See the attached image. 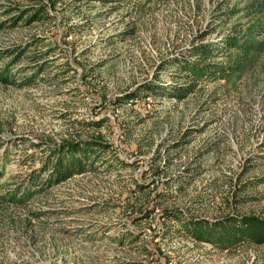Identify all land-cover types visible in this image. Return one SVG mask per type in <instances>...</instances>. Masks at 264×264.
Returning <instances> with one entry per match:
<instances>
[{
	"label": "rangeland",
	"instance_id": "1",
	"mask_svg": "<svg viewBox=\"0 0 264 264\" xmlns=\"http://www.w3.org/2000/svg\"><path fill=\"white\" fill-rule=\"evenodd\" d=\"M263 4L0 0V77H39L0 80V264H264V245L220 252L172 221L264 218V50L182 101L147 90L197 46L264 40ZM91 138L111 146L99 172L19 193L51 147Z\"/></svg>",
	"mask_w": 264,
	"mask_h": 264
},
{
	"label": "trees",
	"instance_id": "2",
	"mask_svg": "<svg viewBox=\"0 0 264 264\" xmlns=\"http://www.w3.org/2000/svg\"><path fill=\"white\" fill-rule=\"evenodd\" d=\"M32 11L30 15L26 16L27 19L24 18L23 20L26 19V22L30 21L33 23L43 21L47 17V12L41 7ZM226 45L228 47L225 46L224 49L215 46L213 43L200 45L195 47L188 55L172 59L170 62L176 73L172 75L170 85L161 87L156 82L155 86L147 89L149 90L148 92H162L171 98L182 101L196 89L200 81L214 82L224 79L232 73L240 72L249 63L252 54L264 50V40L245 39L244 42H241L238 39H233L232 42ZM234 49L240 51V56L236 60L227 64L217 62L220 56ZM48 52L46 51L44 56H47ZM40 56L43 55H39L36 58H41ZM166 62L164 61L163 64ZM39 70L44 71L41 68ZM27 76L22 78L20 82L11 81L9 77L2 75L0 80L7 84L14 82V84L19 86H31L36 84L39 78L36 77L30 81ZM140 97V95H135L136 99ZM110 150L111 146L103 142L101 138L80 141L72 140L51 147L42 161L41 167L33 170L25 178L24 183H22L23 187L18 189L19 193L23 194V196L31 197L59 186L76 176L86 173H97L101 169V164L105 163L101 162L103 156L109 153ZM118 162L123 164L121 159ZM3 189L7 188L0 186V190ZM6 195L8 194L6 193ZM173 216L172 221L180 224L179 234L193 238L197 243L210 244L220 252L231 251L243 244L264 245L263 217H237L231 215L221 219L208 220L181 218L179 214H173Z\"/></svg>",
	"mask_w": 264,
	"mask_h": 264
}]
</instances>
